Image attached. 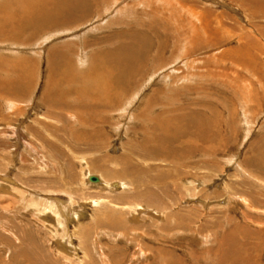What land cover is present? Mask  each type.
<instances>
[{"label": "rangeland", "instance_id": "rangeland-1", "mask_svg": "<svg viewBox=\"0 0 264 264\" xmlns=\"http://www.w3.org/2000/svg\"><path fill=\"white\" fill-rule=\"evenodd\" d=\"M254 2L81 0L79 19L48 32L0 33V264H264ZM135 35L137 73L104 95L107 54Z\"/></svg>", "mask_w": 264, "mask_h": 264}, {"label": "bare ground", "instance_id": "bare-ground-1", "mask_svg": "<svg viewBox=\"0 0 264 264\" xmlns=\"http://www.w3.org/2000/svg\"><path fill=\"white\" fill-rule=\"evenodd\" d=\"M14 0V5L15 7L12 9V12H8L7 9L9 5H4L3 6V10L6 14L3 17V25L0 28V33L4 34V35H8L11 37H20L21 33L24 31H31L32 34H36L38 32H48L52 27L56 26V25H60L61 24H67V22H69L70 20H72L73 18L77 17L79 19V17H81L82 15V11H78L79 5H81V0H22V1H17ZM104 1V0H103ZM254 3H257V0H254ZM84 4V3H83ZM86 5V4H85ZM258 6V4H256ZM10 8V7H9ZM89 9V8H88ZM100 11V10H99ZM88 13V11H87ZM58 19H61V21H56ZM77 19V20H78ZM10 21L8 23L7 26V21ZM149 20V19H148ZM151 28V27H150ZM126 33V32H125ZM131 34V33H130ZM196 34V33H194ZM123 35V34H122ZM187 33L185 36V38L187 40H189L188 38L190 37V35ZM110 36V35H109ZM113 36V35H112ZM111 36V37H112ZM117 36V35H116ZM188 36V37H187ZM108 37V36H107ZM106 37V39H107ZM118 37V36H117ZM115 37V38H117ZM111 39V38H109ZM125 37H122V41H124ZM194 39V38H193ZM107 41V40H106ZM113 41V40H112ZM111 41V42H112ZM115 41V40H114ZM128 42V45H126V43ZM124 41L125 45L119 46L113 49L111 48L113 51L110 52V54H107L108 59L114 61L116 64V66L118 67H114L115 65H111L110 63L107 64V69L108 72L106 70H104L107 74H105L104 72L101 74L102 76H109L108 73H111V79L107 80L106 83H102L101 86V90L102 93L105 95L107 91H115V93H119L123 90H125V88H127L126 85H129L128 83H126V79L128 78V76H130L129 74H133V73H137L135 66H136V62L138 63V57L141 55H143L141 52L142 47L141 45V41H140V37H138L137 35L133 36V38ZM103 42V41H102ZM83 43V40H82ZM110 43V42H109ZM96 44V43H95ZM118 44V43H117ZM190 46L191 45H195L193 40L188 43ZM72 45V44H71ZM70 44H66L65 48L70 49ZM113 46V45H112ZM126 46H128V48H126ZM176 46V45H175ZM82 48L84 49V47L82 46ZM173 48V47H172ZM66 49V50H67ZM83 49H80V53H78L79 55L83 54L84 51ZM184 49V48H183ZM186 49V48H185ZM243 49V48H242ZM115 50V51H114ZM73 52V50H71ZM69 51V52H71ZM241 51V50H239ZM237 51V52H239ZM100 54H103V52H105L104 50L100 51ZM107 52V51H106ZM116 54L118 53V55L121 53L122 57H116L113 55V53ZM230 52V51H227ZM226 52V53H227ZM234 52H236V50H234ZM96 53V52H95ZM99 53V52H98ZM157 54V52H155ZM115 54V55H116ZM120 54V55H121ZM155 54V55H156ZM229 54V53H227ZM49 60L52 63H55L56 65H59L60 67L63 68V73L66 72L67 69H69L71 67V64H69L70 60L68 59V56H66V53H63V51L61 50V48H52L49 51ZM84 56V55H82ZM99 56V55H98ZM59 58H62L60 60V62L58 61L57 64V60ZM100 58V57H99ZM102 58V56H101ZM114 58V59H113ZM158 59L159 57L156 55L155 59ZM170 59V58H169ZM101 60V59H100ZM152 60V59H151ZM154 60V59H153ZM27 63V62H26ZM112 63V62H111ZM9 67L13 66V64H9L6 63ZM20 64V62H19ZM96 66L98 67L97 63H95ZM25 64L21 63V66H23ZM48 65V64H47ZM20 65L15 64L14 67H19ZM58 66V68H59ZM95 66V67H96ZM111 66V67H110ZM26 67V66H25ZM96 67V69L98 70V68ZM27 68V67H26ZM56 68V67H55ZM60 70V69H59ZM103 71V70H102ZM119 71H121L122 73H120ZM57 72V71H56ZM60 72V71H59ZM94 72V71H93ZM96 72V70H95ZM130 72V73H129ZM67 73V72H66ZM53 74V73H51ZM57 75V74H56ZM61 74L59 73V76ZM91 75V74H90ZM52 76V75H51ZM58 76V75H57ZM56 76V77H57ZM106 77L102 79L106 80ZM127 77V78H126ZM135 77V76H134ZM61 77L58 78V80H60ZM66 78V77H65ZM64 77H62L61 79H65ZM69 78V77H68ZM99 78V77H98ZM51 79V83L53 85H56V83L52 82V78ZM73 78L68 79L69 81H71ZM100 79V80H102ZM67 80V79H66ZM75 81V80H74ZM98 81V80H97ZM63 82V80H62ZM76 82V81H75ZM78 82V80H77ZM109 82V85H108ZM129 82V81H128ZM67 83V82H66ZM81 84V82H79ZM75 84V83H74ZM83 84V83H82ZM81 84V85H82ZM79 85V84H78ZM81 85L79 87H81ZM112 85V86H111ZM126 86V87H124ZM131 86V85H130ZM128 86V88L130 87ZM57 87V86H55ZM87 87V86H86ZM124 87V88H123ZM86 89V88H85ZM83 90V89H82ZM57 92V91H55ZM85 92V91H84ZM53 93V92H52ZM51 93V94H52ZM101 93V92H100ZM101 93V94H102ZM54 94V93H53ZM52 94V95H53ZM82 94H85L82 92ZM112 94V93H111ZM60 96V95H58ZM80 96V95H79ZM83 96V95H82ZM50 97V95H49ZM84 97V96H83ZM111 97V95L109 96V98ZM58 98V97H57ZM62 97L60 96L59 99H61ZM114 98V97H113ZM83 100V99H82ZM110 100L112 101L113 99L110 98ZM150 111V110H149ZM170 123V122H169ZM158 124V123H157ZM163 124V123H162ZM160 125L163 127L168 128V125ZM171 125V124H170ZM164 128V129H166ZM178 134V133H177ZM165 135V134H163ZM160 136V135H159ZM167 138V137H166ZM169 140V137L167 139V142ZM172 140H175L172 138ZM157 141V140H156ZM180 141V140H179ZM162 142V140L160 141ZM164 143V137H163V142ZM160 143V144H162ZM158 143V146L160 145ZM194 146V145H190ZM151 151H154V153L156 154H161L160 149L158 148H154V145L152 148H150ZM184 153H182L183 157L186 155L187 151H188V147L184 148L182 150ZM164 155H171V151L169 149H166L164 151ZM173 156V155H172ZM178 156V155H175ZM179 157V156H178ZM124 160V159H123ZM178 160V159H177ZM180 160V159H179ZM175 161V160H174ZM177 162V161H176ZM115 185V184H114ZM64 216V215H63ZM59 220V218L57 219ZM8 241V240H7ZM235 241V240H234ZM37 262V261H36ZM27 264V263H26ZM36 264V263H35Z\"/></svg>", "mask_w": 264, "mask_h": 264}, {"label": "water", "instance_id": "water-1", "mask_svg": "<svg viewBox=\"0 0 264 264\" xmlns=\"http://www.w3.org/2000/svg\"><path fill=\"white\" fill-rule=\"evenodd\" d=\"M89 181H91V182H97L98 181V178L96 176H94V175H90L89 176Z\"/></svg>", "mask_w": 264, "mask_h": 264}]
</instances>
